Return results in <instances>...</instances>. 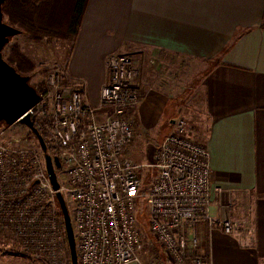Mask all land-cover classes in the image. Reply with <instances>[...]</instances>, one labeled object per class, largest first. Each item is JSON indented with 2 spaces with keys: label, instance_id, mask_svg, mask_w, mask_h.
Listing matches in <instances>:
<instances>
[{
  "label": "built area",
  "instance_id": "obj_1",
  "mask_svg": "<svg viewBox=\"0 0 264 264\" xmlns=\"http://www.w3.org/2000/svg\"><path fill=\"white\" fill-rule=\"evenodd\" d=\"M105 65L108 79L100 87L97 105L82 100L81 82L62 84V70L53 66L29 111L33 126L43 131L50 146L48 154L60 162L55 168L57 191L69 213L77 264H140L136 203L146 209L147 228L171 264H210L190 253L199 244L198 226L217 227L225 234L249 229L245 220L232 216L231 202L225 204V217L213 215L212 207L219 203L215 197L222 190L210 184L205 141H198L183 116H176L151 161L134 163L124 150L133 137L126 114L140 103L132 82L138 71L129 54L109 56ZM2 130L0 227L58 263L67 241L44 158L39 151L4 142ZM141 167L153 172L146 192L141 191Z\"/></svg>",
  "mask_w": 264,
  "mask_h": 264
},
{
  "label": "crops",
  "instance_id": "obj_2",
  "mask_svg": "<svg viewBox=\"0 0 264 264\" xmlns=\"http://www.w3.org/2000/svg\"><path fill=\"white\" fill-rule=\"evenodd\" d=\"M115 53L130 54L141 78L167 70L165 87L126 116L133 132L165 134L173 100L209 150L210 184L222 190L213 215L225 217L231 202L232 216L247 222L234 234L198 226L190 253L210 264H264V0H89L69 58L70 73L85 80V103L98 104L104 59Z\"/></svg>",
  "mask_w": 264,
  "mask_h": 264
},
{
  "label": "rangeland",
  "instance_id": "obj_3",
  "mask_svg": "<svg viewBox=\"0 0 264 264\" xmlns=\"http://www.w3.org/2000/svg\"><path fill=\"white\" fill-rule=\"evenodd\" d=\"M14 42L20 45L21 50L27 53L35 64V68L28 74L30 76L29 83L32 86L35 87L36 84H40V82H43L45 76L53 66H59L62 70L63 78L66 81L67 85L77 84L78 82H81L84 85L85 89V80L83 81V78L80 77H74L69 70V58L71 56L70 53L75 50L76 42L74 48L70 50V47L67 44L61 43L53 39H43L39 43H34L21 33L11 37L8 45ZM5 50H7V47H5ZM121 54L127 53H115L112 55ZM107 56L104 59V63H106L107 58L111 55H109L108 57ZM134 66L138 71L136 77L138 78L139 83L142 84V87L137 88L140 94V101L146 93L150 92V90L157 89L158 87H165V85L163 84V76H166V69L154 68V74L151 73L150 69H148V72L144 70L142 75V77L144 78H141L140 68L136 67L135 64ZM44 69H46V71H44L43 73L42 70ZM172 101L173 100H168L165 111H167V109L169 111L170 109L172 110L171 116H183L182 109L177 108L178 105L174 106L175 102ZM127 115L128 118H131L133 116L132 113L126 114V116ZM137 117L138 114L135 115V118ZM168 119L169 117H166V120L164 121H168ZM0 130L3 131L4 142L11 144L18 149L21 148L24 150H34L35 152L39 151V153L42 154V159L43 152L38 144V141L32 132L31 136L30 130L25 125L20 123L6 125L1 122ZM165 130L166 128H159L157 131L152 130L144 132L142 130L138 131V128H136V131H138V133L135 134L133 132L132 140L128 144V146H126L124 154L127 155L130 159H132L134 163L140 165L150 162L152 154L155 151L157 144L160 142L159 140L161 139V136L164 134ZM194 136H196V139H198V141L202 140L204 142L203 137H200L197 134H194ZM44 141L47 147L48 142L46 140V137ZM140 174L142 176L141 191L146 192L153 172L152 170H147L141 167ZM140 211L142 212V214L146 215L145 219H147L146 209L143 207V210ZM137 228L140 232V236L142 239V249L137 254L140 264H171V260L169 259L167 253L164 251V248L161 243L149 232L147 228V220L145 229H143V227L138 223ZM64 248L65 251H63V254L59 259L58 263H53L52 261H49L44 254H41L42 252H36V249L33 246L23 244L14 235H11L9 234V232H6L3 226L0 227V264H68L66 257V250H68L67 243L66 247L64 246ZM197 248L198 246L195 249Z\"/></svg>",
  "mask_w": 264,
  "mask_h": 264
},
{
  "label": "trees",
  "instance_id": "obj_4",
  "mask_svg": "<svg viewBox=\"0 0 264 264\" xmlns=\"http://www.w3.org/2000/svg\"><path fill=\"white\" fill-rule=\"evenodd\" d=\"M89 0H4L2 14L5 22L19 29L30 41L39 43L43 39H53L74 48L82 19ZM7 47V50H5ZM3 48L4 59L21 75H28L35 64L30 56L21 50L18 43L7 44ZM48 70V69H47ZM43 73L46 69L42 70ZM62 84H67L62 80ZM36 90L44 89L43 82L36 84ZM42 137L45 135L39 130ZM32 136V133L30 131ZM47 152L51 149L47 144ZM136 222L145 229V214L136 203ZM68 264L69 252L66 250Z\"/></svg>",
  "mask_w": 264,
  "mask_h": 264
},
{
  "label": "water",
  "instance_id": "obj_5",
  "mask_svg": "<svg viewBox=\"0 0 264 264\" xmlns=\"http://www.w3.org/2000/svg\"><path fill=\"white\" fill-rule=\"evenodd\" d=\"M0 0V123L12 125L20 123L25 125L35 136L43 152L46 172L63 218L65 237L68 245L70 264H77V252L75 238L70 222L69 213L63 196L57 191L59 185L55 173V168L60 166L57 157H51L47 152L46 143L33 126L30 118L31 108L38 102L39 94L34 86L29 83V75L19 74L3 57V48L9 43L11 37L21 31L5 22L2 14V4Z\"/></svg>",
  "mask_w": 264,
  "mask_h": 264
}]
</instances>
